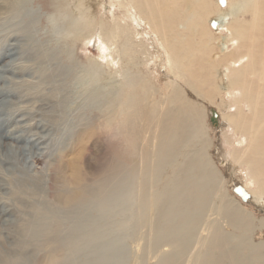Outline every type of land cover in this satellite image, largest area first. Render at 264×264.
Returning a JSON list of instances; mask_svg holds the SVG:
<instances>
[{"label": "rangeland", "instance_id": "374dc122", "mask_svg": "<svg viewBox=\"0 0 264 264\" xmlns=\"http://www.w3.org/2000/svg\"><path fill=\"white\" fill-rule=\"evenodd\" d=\"M82 1L0 0V264H10L8 259L17 252L26 257V264H62L71 257L58 239L65 235V222L50 223L35 239L22 237L28 220L14 207L11 193L18 191L10 181L26 173L43 187L89 191L91 264L264 262V196L244 203L231 190L232 182L248 183L249 190L263 184L252 178L264 170V111L244 119V127H228L221 117L237 113L240 89L233 84L223 96L218 87L232 66L246 69L242 76L254 87L264 82L259 77L264 70L250 71L264 60V32L252 39L249 31L221 50L227 29L211 40L198 34L214 15L210 0H185L188 26L177 31L190 66L175 63L180 77L155 62V50L147 46L151 29L145 22L139 26L133 10L125 12L120 0H104L100 11L95 0L86 5ZM158 2L153 0L152 6L159 8ZM207 2L213 13H205ZM251 15L247 8L238 20L252 25ZM112 22L120 24L121 35L106 45L108 50H100L93 39L100 26ZM95 23L96 36L83 42L77 28L92 33ZM258 24L264 31V17ZM134 25L141 27L139 34ZM158 36L164 40L165 33L159 31ZM27 49L51 52L55 60L46 64L36 54L22 57ZM63 67L70 69L69 75L60 74ZM184 82H191V89ZM46 84L51 87H43ZM261 85L255 89L264 96ZM57 94L63 96L59 105ZM130 94L138 100L131 101ZM210 108L218 114L217 125L209 118ZM258 121L255 129L252 125ZM7 130L22 132L25 139L12 141ZM7 143L33 146L22 154L11 153ZM233 151L245 154L235 171L225 164L226 154ZM113 192L116 200L109 197ZM22 238L24 248L18 249ZM92 249L104 260L96 259Z\"/></svg>", "mask_w": 264, "mask_h": 264}, {"label": "bare ground", "instance_id": "6f19581e", "mask_svg": "<svg viewBox=\"0 0 264 264\" xmlns=\"http://www.w3.org/2000/svg\"><path fill=\"white\" fill-rule=\"evenodd\" d=\"M116 1L119 2V0H116ZM152 1H150V0H129V1L120 0V6H121V8H123L125 10V12L133 10L134 14L131 13L132 11L130 13L132 14V17L135 16V14L137 15V17L135 18V21L137 22V20H138L139 24L145 22L149 26V29H151V34H149V37H152V38L150 39L147 46L150 44L149 47L152 49V51L155 50L154 51L155 52L154 53L155 62L158 63L160 65V67H163L166 70V72H170L172 74H177L178 76L182 77L181 70H178V71H177V69L175 70V63L178 62L177 64H179L180 67H182V65L185 62L184 68L186 66L188 67V65L190 66V64H189L190 61H189V58L187 57L188 52H186V50H184V46H183L184 44L182 43V41L180 39V36H182V35L177 31L179 28H181L183 30L185 28L187 29V26H188L187 22L185 20V13H184V11H186L184 8L186 1L185 0H159V2H158L159 8L153 7ZM203 1H205V0H201V2H203ZM225 1H226L225 5H221L220 3L217 4V0H210L212 7H214L215 12H214V15L206 18L205 30L204 31L201 30V33H199L200 31L198 30L199 35L203 36L204 38L209 37V40H211L214 33L223 35V33H224L223 30L227 29V31H228L227 36L226 37L223 36V42L219 41V42H221V45H222V47H220V49L224 50V47L227 45L228 41L229 42L235 41L240 36H241L240 38L242 39V37L243 38L247 37V35L249 33L252 34V35H250V37L252 39L258 38V34L260 35L264 32L263 29L260 30L261 28L259 27V24H258L259 20L264 17V12H262L263 10L261 8V4H260L261 1L260 0H255V1H251V0H225ZM86 2H87V0H83L82 4L86 5ZM95 2H97V6H99V11H100V9L103 8V6H105V4L103 3L104 0H95ZM192 3H194V2L192 1ZM76 6H77V8H79L78 5H76ZM247 8L252 11L251 17H252V20L255 21V23L252 25L247 24L246 21L238 20L239 12H244V10ZM203 9H204L205 13H211V12L213 13V11H212L213 9H211V6L208 4V2L205 4ZM212 19L216 20V26L209 28L208 22L210 23V21ZM257 20H258V22H257ZM77 21L78 20L76 19V22ZM83 22H84V26L89 28L88 27L89 24L86 23V20H84ZM92 23H94V22H92ZM197 23L198 22H196V25H197ZM97 25H99V24L95 23V25L92 26V30H93L92 33H87L86 31L82 30L83 29L82 27L77 28L76 32L77 31L79 32V34H78V32H77V34L79 35V37L81 36L83 42H87V41H90L94 36H96L95 35V29H96ZM141 25L142 24H140L139 26H141ZM121 29L122 28L118 22H112L107 27L104 25L102 27L100 26L97 37H96V39H93V41L96 43V45L98 47H100V50L106 51V50H108L106 45H108L110 42L117 40L116 38H118L121 35ZM140 29H141V27L135 26L134 30L136 31V33L139 34ZM191 29H193V32H194L197 30V26H195V24L193 23V26ZM159 31L160 32L163 31L165 33L164 40L159 38V36H158ZM167 31H168V33H167ZM258 31H259V33H256ZM247 32H249V33L247 34ZM154 36L156 37L157 40L156 39L154 40ZM21 39H23V37L17 38V40H21ZM245 39H247V38H245ZM153 40H154V43H156L154 45H152ZM201 43H203V42H201ZM209 49H210V47L208 48V50ZM262 49H264V48H262ZM32 51L33 50L27 49L25 52H22L21 55L23 57V55L29 56L31 54H34V55L36 54V56L38 57V60L40 59V61H45L46 64H50V63L52 64L55 60V56L51 52L43 51L42 53L41 52L38 53L36 51H33V52ZM255 51H257V50H255ZM263 55H261L260 57L263 58ZM186 62H187V64H186ZM251 62H252V60H251ZM262 62H263V65H262ZM204 63H206V62H204ZM260 64H261L260 66H255V67L253 66V68L250 69V71L253 70L256 72L259 69L258 67H260V70L261 69L264 70V60L261 61ZM251 67H252V65H251ZM19 69L23 70L25 68L23 66ZM69 72H70V69L68 67H63L60 69L61 75L63 74L65 76H67V75H69ZM233 73L236 74V78H232ZM242 73L245 74L246 69L239 68V67L235 68L232 66L231 72H229V74H227L226 72L224 73V75L227 78V81L223 82V83L221 82V85L218 84V87H220V89H223V91H222L223 96H224V94H227L228 92H230V88L234 86L233 84L239 85L238 88L240 89V96H239V98H236L237 100H235V101H238L237 107H236L237 113L235 115L234 114L222 115V117H221L226 122H228L227 123L228 127L229 126L234 127V128L240 127V126L244 127L246 125V122L244 121V119H249L250 117L254 119L253 116L258 111H260V112L264 111V96L260 94V92H261L260 90L257 92L258 86H260L261 84H262L261 86H264V82L259 81V85L254 87L252 85V82L250 83V82L246 81L244 76H242ZM254 74H256V73H254ZM222 76H223V74L220 73V81L222 80L221 79ZM51 77H53V76H51ZM160 77L163 79L162 76H160ZM259 77H260V79L262 78L264 80V72H261L259 74ZM257 78H258V76H257ZM249 79H251V78H249ZM187 83H185V84L189 87V89H191V87H192L191 82H187ZM248 83H249V85H248ZM47 85L49 87H51L49 84L43 85V87H46ZM66 90H67V88H66ZM262 90H263V88H262ZM261 96H262V98H261ZM62 99H63V96L59 97V95L57 94L55 97V102L59 105V103L62 101ZM130 100L135 102L138 99L134 98L133 94H130ZM242 106L247 107V110L245 111L244 108L242 109ZM210 109H208L209 115L211 112ZM251 112H252V114H251ZM183 113H185V112H179V114L184 116ZM248 113H250V114H248ZM49 119H51V120H49ZM49 119L45 118L46 121L49 120V122H51V124L54 125L55 121L53 120V118H49ZM218 119H219V116H218ZM179 121H180V115H179ZM221 123H223L222 126L225 128L226 127L225 122L221 121ZM259 124L260 123L258 121L256 126L252 125V127H254L255 129H258L257 126H259ZM248 131H250V129H248ZM13 133L14 132L12 130H7L5 135L8 138H10L12 141H15L17 139H25L22 132L20 134H13ZM17 133H18V130H17ZM237 139H239V138H237ZM217 140H218V142H220V138L218 135H217ZM241 140L242 139H240L238 141L241 142ZM9 142H11V141H9ZM171 142L172 141L168 140L166 142L167 146L170 144V147H172L173 142L172 143ZM14 144L7 143V147L9 148L11 153L15 152V151L16 152L18 151L19 153H21V152L25 153L26 151L31 149V146H33V144H29V148H26L24 146H17ZM170 147H169V149H170ZM9 150L7 152H9ZM234 153H235V151H233V153H231V154H226L227 155L226 157L228 158V160L226 161L225 164L227 167H229V166L232 167V169L235 171V165L237 167L240 165L237 163L239 162L240 159H242L241 157L243 155L242 154L243 152L242 153L237 152V154H234ZM243 156L245 159V154ZM225 164H224V166H225ZM24 173H25V171H24ZM30 177L31 176L26 173V174L19 176L18 178H15L13 181H10V184H12L13 187L16 188L18 191V192L15 191V192L11 193V200L15 203L14 207L17 209L18 213L20 212L28 220V222H27L28 228L23 230L24 235L22 237H26V235L27 236L29 235V236H31V238L35 239L34 237L41 236L42 233H45L48 229H50V227H51L50 223H57L60 225V224H62L61 222H65L63 224V227L65 228L64 229L65 235L61 236V237L59 236L58 239H59L61 246L65 247V249H67L69 251V253H70L69 257L71 256L70 257L71 259L69 258V259L65 260L62 264H91L88 262V256H87V254L89 253L88 252V241H87V239H89L88 238L89 233H88V228L86 227V225H87L86 221L88 219V216H87L88 210L87 209H88V202L90 199L89 191H87L86 189H83V190L81 189L82 192L77 193V192H74L73 189L72 190H66V189L64 190L63 188H58V187H52V188L51 187H49V188L43 187L39 182H36L34 179H32ZM205 178H207V177H205ZM252 179L255 183L262 180L263 184L260 187H256V188L249 190L250 187H249L248 183H246V184H243L240 182L235 183V184H241L245 188V190L249 192L250 198L246 202H249V201L252 202V199H254L255 197L257 199H260L261 196H264V170L262 169V170L258 171V174L257 173L254 174V178H252ZM71 181L73 183H77L78 180L73 177L71 179ZM250 182H251V180H250ZM232 183H234V182H232ZM232 187H233V184H232L231 188ZM31 188H33L35 191L33 189L31 191ZM51 189H54V190H52V192L50 193ZM258 189L260 190L259 194L256 193V191ZM30 192L33 193V196H30V194H32ZM110 196H112L115 200L118 197L115 195V192H113V195L112 194L109 195V197ZM237 197H239V196H237ZM107 198H108V196H107ZM239 199L241 200L240 197H239ZM246 202H244V203H246ZM9 216H11V215H9ZM187 216H188V213H187ZM240 220H242L241 217L235 218L236 222H239V224L244 225ZM25 241H26L25 238H22L19 240V242L17 244L18 249L24 248L23 245H25L24 244ZM36 242H37V240H36ZM22 243H23V245H22ZM178 251H180V249H178ZM90 253L95 254L96 259L99 258V254L97 252V249L90 250ZM252 253H255V255L258 256L257 251H252ZM99 259H101V257ZM103 260L104 259H101V261H103ZM51 261L52 262H50V263H52V264L55 263L54 260H51ZM217 261H219V258L217 259ZM8 262L10 264H26L27 260H26V257H24L22 255V253L17 252L16 255L14 254V256H12L8 259ZM258 262H259V264H264V262L262 260H259ZM237 264H240V263H237Z\"/></svg>", "mask_w": 264, "mask_h": 264}, {"label": "water", "instance_id": "95a60500", "mask_svg": "<svg viewBox=\"0 0 264 264\" xmlns=\"http://www.w3.org/2000/svg\"><path fill=\"white\" fill-rule=\"evenodd\" d=\"M219 3L221 5H225L226 1L225 0H218ZM210 25L212 27H215L216 26V20L215 19H212L210 21ZM217 112L213 109H211V112H210V115H209V118L211 120V122L214 124V125H217ZM231 190L241 198V200L243 202H246L249 198H250V194L248 191L245 190V188L241 185V184H235L233 183V187L231 188Z\"/></svg>", "mask_w": 264, "mask_h": 264}]
</instances>
